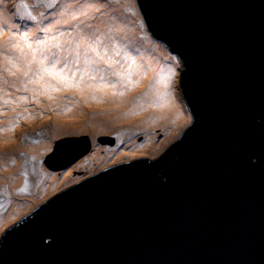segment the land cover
I'll return each instance as SVG.
<instances>
[{
	"label": "water",
	"instance_id": "1",
	"mask_svg": "<svg viewBox=\"0 0 264 264\" xmlns=\"http://www.w3.org/2000/svg\"><path fill=\"white\" fill-rule=\"evenodd\" d=\"M137 4L184 67L191 124L44 201L2 235L0 264H264V0Z\"/></svg>",
	"mask_w": 264,
	"mask_h": 264
},
{
	"label": "rangeland",
	"instance_id": "2",
	"mask_svg": "<svg viewBox=\"0 0 264 264\" xmlns=\"http://www.w3.org/2000/svg\"><path fill=\"white\" fill-rule=\"evenodd\" d=\"M59 2L60 0H26L24 4H27L28 8L25 11L20 7L21 3L15 0H0V12L9 11L8 15L18 22L14 24V27L18 28L15 34L25 32L27 34L25 39L27 41L23 44L31 45V50L40 59H43L41 53L47 54L49 57L47 61H51L52 52L61 53L62 60H64L68 51H70L67 42L72 41L74 45L78 40V32L81 30L84 32L93 30L87 27V25L95 26L101 34H110L114 37L113 43L115 44V48L108 50L106 59L111 58V62L106 64H91V72L98 68V75L108 80L109 83H114L117 80L116 77L118 75H113L114 71L118 72L117 65H121L122 71H119V74L125 80L127 79L126 75L129 73L128 69L125 68L127 65V58L124 57L125 51L121 50L119 55H116L118 57L110 54L119 48L115 37L121 38L118 42L122 49H125L126 46L133 47L139 51L141 57L146 55L149 60L155 59L165 66H171V70H168L163 76L165 79L164 86L171 90L174 87L172 95L176 94L174 99L185 111V124L175 138L173 137L166 142L170 136L168 134L169 125L159 123L155 127L147 129L148 131L145 127L144 129L137 130L139 126L143 127L144 122L138 112L132 111L131 99L122 98L120 101L115 102L112 101V97L93 99L88 94V98L75 95L71 102L78 100V103H74V106L67 108L65 111L51 108L39 112L32 111L34 109V107L30 106V104L34 103L32 99L25 102L22 101L19 104H11L10 99L5 100L9 104L0 106L2 107L0 110V146H2V149L0 148V239L10 227L18 223L25 215L32 212L44 201L51 196L53 197L61 193L65 188L75 186L86 177L120 162L139 157L150 158L161 155L172 142L180 137L183 129L192 122L191 113L186 106V96H183L182 83H180V77L184 76V67L179 63V58L169 51L168 46L163 40L154 39L151 33L147 31L144 17L138 8L137 0H131V3L127 1L126 4L122 3V0H99L98 5L91 12H85L87 15L79 13L81 22L71 20L63 22L61 25L60 13L51 15V12L48 10ZM37 4L39 6H35ZM50 4L53 6H48ZM45 10L47 11L45 12ZM28 12H31L36 17L35 20L46 18L49 26L39 24L30 26L20 23L19 20L30 19L27 14ZM127 17L130 19L132 27L125 25L116 26L119 18ZM11 32V30L6 31L5 36L0 41V56L4 60L10 57L4 51L17 46L15 45V39L10 35ZM61 33H64L60 39L62 47L55 48L54 37ZM41 41H44V43H41ZM152 46H155L163 55L167 56L163 57L162 55L153 53L148 54ZM49 49H51V52ZM90 54L89 58L93 57ZM36 56L35 58L38 59ZM71 58L72 60L76 59L75 53L72 54ZM31 59L32 57L27 62L28 66ZM79 59L86 66L87 62L82 54V50ZM4 60L0 59V69H2V62ZM48 67L52 69L51 66ZM84 69L81 72L80 70L77 72L71 69L70 75L76 78L87 76ZM52 74L55 75L56 80L66 81L61 76L60 71H53ZM0 76L6 79L14 78L13 86L16 83L28 86L31 80L32 84H35L34 80L36 79L34 78H37V76H32V79L28 81L25 79L24 73L19 71L11 72L10 69L1 72ZM150 78V74H147L144 83H147ZM144 83H140L142 89L144 88ZM61 85L64 88V94H70L69 86ZM32 87H28V92H30ZM3 90L2 85H0V97L2 99ZM20 96L24 97L23 93H20ZM28 96L26 94V97ZM43 99L47 101L50 98L45 96ZM98 101H102L109 106L124 104L117 113L122 117L118 122L122 126L131 124L132 127L121 129L118 128V124L108 127L106 124L114 123L111 118L112 111L105 110V107L108 105L98 108L97 113H92L89 109L93 103ZM74 110L81 115L79 123L82 125L65 126L63 124L64 121L74 119L72 115ZM14 114H18V117L17 115L14 117ZM54 117L57 120H53L52 118ZM55 124H60V127L56 128ZM84 136L87 139H83ZM44 141L46 143L41 148L32 150L33 145L43 144ZM64 143L67 144L64 145ZM166 143L168 144L166 145ZM62 145L64 148L69 145V150L82 145V149L77 155L66 162V166L58 165L64 161V157L57 154L52 158V162H49L54 167H50L46 163V156L48 157L53 154L55 149ZM8 165L10 166L9 168H7ZM4 167L8 171L18 174L19 181L17 182L10 175H3L5 173ZM8 174H11V172ZM12 183L15 184L14 188L11 187ZM22 189L24 191H21Z\"/></svg>",
	"mask_w": 264,
	"mask_h": 264
},
{
	"label": "bare ground",
	"instance_id": "3",
	"mask_svg": "<svg viewBox=\"0 0 264 264\" xmlns=\"http://www.w3.org/2000/svg\"><path fill=\"white\" fill-rule=\"evenodd\" d=\"M18 3L24 4L26 0H15ZM30 1V0H28ZM99 0H60L59 3L54 5L52 8L48 9L52 14L60 13V25L63 22H69L72 19L73 16H78L79 22H81L79 13H85V12H91L93 8H95L98 5ZM131 3V0H122V3ZM47 10H45L46 12ZM9 11H1L0 12V41L1 38L5 36V32L8 30H11L12 32L10 35L15 39L17 46H13L12 48L5 50L4 52L8 54L10 57L4 60L3 57L0 56L1 60H4L2 62V69H0V73L10 69L12 71H19L22 73H25L28 68V60L30 57L35 55L31 48H28L27 44H23L27 40L25 39V32H20V34H15V32L18 30V28L14 27L15 23H18L17 20H15L13 17H10ZM3 18V19H1ZM134 18V17H133ZM20 23L23 25H46L49 26V24L46 22L45 19H27V20H19ZM129 26L132 27L130 19L127 18H119L117 21L116 26ZM61 34H57L55 36V45L57 43L60 44ZM118 44V49L114 50L112 54L114 57L116 56V52H120L121 50L125 51V56L127 59V65L125 66L126 69H128L129 73L126 75L127 79L125 80L124 77L119 74L115 80L114 83H109L108 80L104 79L100 75H98V68L94 69L91 72L92 65L86 64L83 65L81 62L75 67H73V64L71 63L72 58H68L67 60H62L61 53H59L61 58V63L57 64L55 70H52L51 61L45 60L44 67L49 69V71H43L41 69V65L38 63V61L42 60L38 56H36L38 59L35 58V62L31 63V71L28 72V75H25L26 80L32 79V76H37V78H34L35 84H32V80L27 85H20L16 83L13 86L14 78L6 79L3 76H0V85H2L3 90V99L0 97V106L8 105L5 100L10 99L11 104H19L22 101L25 102L26 100L32 99L34 100V103L30 104V106L34 107L32 111L39 112L43 111L44 109H54L58 111H65L67 108H70L74 106V103H78L77 101H72L73 96L78 95L83 98H88V95L90 98L97 99V98H109L112 97V101H120L122 98L131 99V104L133 108V112H138L141 115V118L143 119V127H138L137 130L144 129V127L147 129H151L155 127L157 124L162 125H169L168 134L170 136L168 137V142L171 138H175L181 131L182 127L185 124V111L182 109L181 105L178 104V102L174 99V96L172 95V92L174 91V87L171 90L170 88H166L164 86L165 79L163 76L168 70H171V66H165L159 62H157L155 59L149 60V58L146 55H143L141 57L139 51H137L135 48L126 46L125 49L121 48V45L119 44V40L121 38L115 37ZM57 48V47H55ZM21 49L23 51H21ZM159 54L163 57L167 55H163L158 49H156L155 46H152L151 49H149L148 54ZM83 54V49H82ZM90 55H95L91 53ZM42 56V55H41ZM11 58V59H9ZM44 59V57L42 56ZM169 58V57H168ZM106 59V57H105ZM170 60V58H169ZM32 61V59L30 60ZM134 61V63H133ZM111 62V61H109ZM16 65L13 67V65ZM65 64H67L68 69H73V71L80 70V72L85 68H87L89 71L87 73V76H83L81 78H76L73 75H70V71L65 69ZM39 70V72H38ZM53 71H60L61 76L66 79L65 82H62L60 80H56V77L53 73ZM117 71H122L121 65H117ZM150 74L151 78L147 83H144L146 80V75ZM73 81V82H72ZM72 82V83H71ZM140 83H144V88L142 89L140 86ZM69 86L70 88V94H64V88L62 85ZM19 85V86H18ZM33 86V87H32ZM28 87L32 89L30 92H28ZM22 91V92H21ZM20 93H23L24 97L20 96ZM26 94L29 96L26 97ZM88 94V95H87ZM174 94V93H173ZM68 95V96H65ZM48 97L47 101H44L43 97ZM3 100V101H2ZM121 104H123L121 102ZM27 105V104H25ZM103 105H108L103 103L102 101L95 102L91 105L89 108L92 113H97L99 110L98 108H101ZM124 106L120 104H116L114 106H106L105 110H111L112 115L111 118L113 119V124H106L108 127H111L110 125H116L118 124V128H126L129 129L132 127L131 124L121 125L119 124L118 120L122 119L117 113L120 111V107ZM2 107H0L1 110ZM31 111V110H29ZM27 113V112H26ZM18 114H14V117ZM72 115L74 116V119L71 121H64L63 124L65 126H81L82 124L79 123V115L77 111H73ZM53 120H57L56 117L52 118ZM56 128L60 127V124H55ZM186 128L183 129V131ZM148 131V130H147ZM48 139V138H46ZM150 140V139H149ZM46 142L39 143L38 145H33L32 150H36L41 148ZM168 143H166L167 145ZM149 145V144H148ZM147 145V147H148ZM164 145V146H166ZM2 149V146H0ZM160 149V148H159ZM145 152V151H144ZM46 156V155H45ZM5 160V159H4ZM10 166L8 165L7 168ZM7 168L4 167L3 175L9 176L11 178H15L17 182L18 174L12 171H8ZM7 170V171H6ZM11 172V174L8 173ZM6 179V178H3ZM16 182V183H17ZM17 185V184H16ZM11 187L14 188L15 184H11Z\"/></svg>",
	"mask_w": 264,
	"mask_h": 264
},
{
	"label": "snow or ice",
	"instance_id": "4",
	"mask_svg": "<svg viewBox=\"0 0 264 264\" xmlns=\"http://www.w3.org/2000/svg\"><path fill=\"white\" fill-rule=\"evenodd\" d=\"M35 6H39V5L37 4ZM48 6H53V5L50 4ZM20 7L23 8L25 11H27L28 5L21 4ZM27 14L30 19L32 20L36 19V17L33 16L31 12H28ZM83 14L87 15V13H83ZM72 19L76 20V19H79V17L73 16ZM87 27L92 28L93 30L90 32H84L83 30L78 32L77 33L78 40L74 45L72 41L67 42L70 47V51H68L65 59L67 60L68 57H71L72 54L75 53L76 59L71 61V63L73 64V67H75V65L80 63L79 58L81 57L82 49H83V56L86 59V62L88 64H98V63L106 64V63H109V61L111 60V58L105 59V57L108 55L109 49L115 48V44L113 43L114 37H112L110 34H101L99 32V29L93 25H87ZM47 30L51 31L50 29H47ZM61 35H64V33H61ZM54 39H57V38L54 37ZM41 43H44V41H41ZM28 47L31 48L32 46L28 45ZM55 47L60 48L62 46L59 43H57ZM21 51L23 50L21 49ZM49 51L51 52V49H49ZM89 53H93L95 55L89 58ZM41 55L44 57V59L38 61V63L41 65V69L43 71H49V69L44 67L45 60H48L49 57L45 53H41ZM51 55H52L51 67H52V70H55L57 64L61 63V58H60V55L55 52H52ZM116 55H119L118 51L116 52ZM32 62H35V55L32 56V61L29 62L28 69L24 73L26 76L28 75V72L32 70L31 69ZM112 63H114V61H112ZM15 66L16 65L14 64L13 67ZM65 69H67L68 71H71V69L67 68V64H65ZM84 71H85V74H87L89 70L85 68ZM113 75H119V72L114 71ZM21 191H24V189H22Z\"/></svg>",
	"mask_w": 264,
	"mask_h": 264
},
{
	"label": "clouds",
	"instance_id": "5",
	"mask_svg": "<svg viewBox=\"0 0 264 264\" xmlns=\"http://www.w3.org/2000/svg\"><path fill=\"white\" fill-rule=\"evenodd\" d=\"M138 8H139V7H138ZM139 10H140V9H139ZM154 39H155V38H154ZM156 40H158V39H156ZM187 108H188V107H187ZM188 110H189V109H188ZM187 127H188V126H187ZM187 127H186V128H187ZM129 161H130V160H129Z\"/></svg>",
	"mask_w": 264,
	"mask_h": 264
},
{
	"label": "trees",
	"instance_id": "6",
	"mask_svg": "<svg viewBox=\"0 0 264 264\" xmlns=\"http://www.w3.org/2000/svg\"><path fill=\"white\" fill-rule=\"evenodd\" d=\"M163 45H164V42L162 41ZM180 63V62H179Z\"/></svg>",
	"mask_w": 264,
	"mask_h": 264
}]
</instances>
